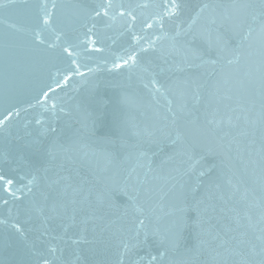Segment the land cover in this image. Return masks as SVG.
Segmentation results:
<instances>
[{"label": "water", "instance_id": "1", "mask_svg": "<svg viewBox=\"0 0 264 264\" xmlns=\"http://www.w3.org/2000/svg\"><path fill=\"white\" fill-rule=\"evenodd\" d=\"M0 121V264H264V0H0Z\"/></svg>", "mask_w": 264, "mask_h": 264}, {"label": "snow or ice", "instance_id": "2", "mask_svg": "<svg viewBox=\"0 0 264 264\" xmlns=\"http://www.w3.org/2000/svg\"><path fill=\"white\" fill-rule=\"evenodd\" d=\"M0 123H2V121H0ZM29 183H31V181H29ZM0 184L3 185V190L8 193L10 191L11 186L14 184V179L0 174ZM45 264H47V262H45Z\"/></svg>", "mask_w": 264, "mask_h": 264}]
</instances>
